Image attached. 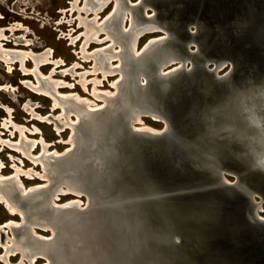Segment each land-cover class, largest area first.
<instances>
[{"label": "water", "instance_id": "1", "mask_svg": "<svg viewBox=\"0 0 264 264\" xmlns=\"http://www.w3.org/2000/svg\"><path fill=\"white\" fill-rule=\"evenodd\" d=\"M121 3L101 24L117 19L120 35L152 25L165 36L117 51L126 56L118 91L101 108L70 104L47 84L70 109L63 116H75L73 145L42 156L49 179L35 190L13 176L0 181V195L21 215L10 231L27 243L33 227L50 230L33 239L41 251L32 256L46 264H223L224 255L226 264H261L264 199L255 197L264 191L254 185L264 186V139L250 130L237 143L219 117L207 118L226 98L225 123L243 128L249 108L264 115V0H138L127 30ZM144 116L164 128L132 126ZM68 187L86 197L83 208L55 202ZM31 200L41 209L28 212L23 201ZM209 239L218 246L207 258Z\"/></svg>", "mask_w": 264, "mask_h": 264}, {"label": "rangeland", "instance_id": "2", "mask_svg": "<svg viewBox=\"0 0 264 264\" xmlns=\"http://www.w3.org/2000/svg\"><path fill=\"white\" fill-rule=\"evenodd\" d=\"M72 1L73 0H0V30H3L5 36L3 40H0V50H9L12 51V53H18L20 51L27 53L23 62L16 59L7 63L0 59L1 178H7L15 174L17 169H22V171L31 170L41 174L46 165L45 161L41 160V158H43L42 156H46V154H43L42 147L40 146L41 144L39 143L40 140H42L43 143H47L45 150L49 154L61 155L70 150L71 147V143L69 145L68 141L70 136L74 133L72 128L68 126L57 132L54 123L50 121V118H47L49 116H58L62 113V108L59 106L53 108L52 96H50L49 91L48 94L39 92L32 86L37 85L39 82L42 83L43 80L46 88H48L47 84L50 82L47 83L46 81L54 65L47 63L38 66L35 70L31 55H37L46 49H50L53 60L58 59L57 61L60 62V65L54 68L51 79L61 80L69 85L64 88H58L57 90L60 93H76L90 100L94 104L91 108L96 109L95 107H102L103 105L102 100L95 98L92 94L93 84L90 81L91 79H100V84L96 85L97 91L102 93L105 91L114 92L111 83L117 81L120 75L114 73L102 79L101 73H96L95 75L90 73L93 60L89 59L84 61L82 58L80 49L84 41L82 35L84 28H82V25H79L78 17L80 15L81 17L89 19V17L94 18V15L88 13V15L85 16L84 12H78L76 9H72ZM83 1L84 0H77V7H82ZM137 1L138 0H122L120 4V11L122 10L123 12L122 30H127L130 21L129 18L132 17V13L128 9L129 7L135 8ZM114 8L115 0H109L105 8H103L100 13H97L98 17H95L96 23H101L112 13ZM150 14L151 10L146 9L145 15ZM136 21L140 20L137 19ZM12 27H15L16 30L11 31L10 28ZM98 36L102 41L98 43L90 42L85 51L93 52L94 49L96 50L101 47H106L109 44L111 45L110 40L105 39L104 33ZM164 36L165 34L161 30L143 34L137 40L136 52L147 44V42ZM72 38L73 42H70ZM111 48L119 51L117 45H112ZM190 48H192V46ZM116 62H118V60H113L111 64L117 66L118 63ZM74 63H78L77 68L73 70L75 73L89 71L85 76V79L88 81L86 90L80 85L78 81L79 78L76 74L73 76L68 72L64 73L65 70L70 68ZM175 65L176 64H172L166 69L174 67ZM209 67L211 68V65H209ZM228 67L229 64L226 63L218 74H223L227 71ZM57 90L54 91L56 92ZM58 96H60V94ZM67 118L69 121H75V116L73 114L68 115ZM132 126L136 128H147L152 131H161L164 128V123L159 119L144 116L141 118V123L139 125L133 124ZM21 134L23 138L26 137L27 140H37L31 150L28 151L29 156L24 155L21 149L15 145L16 143L18 144ZM33 157H35V159H32ZM69 168L70 163L66 166L67 170ZM224 176L227 181H234L233 176L228 174H224ZM15 177L20 180L24 189H35L46 184L44 179L34 174L32 176V174L24 175L23 173H18ZM254 187H256L258 192L262 193V191H264V186L255 184ZM194 195L196 196L197 194ZM261 195L262 194L258 193L255 200L261 201V198L264 199ZM70 200L80 201V204L77 206L83 208L86 197L84 195L76 196L71 193H64L60 195L59 199L55 202L57 204H63ZM23 203H26L27 206L29 205L27 207V209H29L28 212L38 211L41 209L40 206H43L40 204L39 200H31L30 202L23 201ZM259 215L264 217V200H262L261 212H259ZM11 221L14 224L19 223L21 221V215L17 212L11 214L7 211L4 203L0 202V256H4L8 264H46L47 260L41 256H34L32 262L29 263L25 259H22L19 253L5 255L3 247L5 243L4 237L7 236L12 238L13 235L10 228L5 226V224ZM50 233V230H40L37 227H33V232L29 235L27 243L33 245L32 239L35 238L34 234L47 238L50 236ZM210 241L211 242L206 244V249L203 253L204 257L206 256L207 258L208 252L211 254L215 246H218L212 244L215 241ZM223 243H231V240L226 238L223 240ZM262 253V255H257L256 258L262 260L263 262L261 261V264H264V252ZM222 258V263L226 264V260L230 257L224 255ZM181 259H184V257L181 256ZM241 263L244 264V262ZM0 264L6 263L4 260L0 259Z\"/></svg>", "mask_w": 264, "mask_h": 264}, {"label": "bare ground", "instance_id": "3", "mask_svg": "<svg viewBox=\"0 0 264 264\" xmlns=\"http://www.w3.org/2000/svg\"><path fill=\"white\" fill-rule=\"evenodd\" d=\"M76 2H77V0H73L71 2V8L72 9H76L78 12H81V11L84 12L85 16H87L88 13H92L94 15V18H90L89 17V19H87L86 17H81L80 15L78 17L79 25H82L83 26L82 28H84L83 33H82V35L84 37V41H83V44H82L81 49H80L81 50V54H82V58L84 59V61L85 60L87 61L89 59L93 60V65L91 67L92 70H90L91 71L90 73H93L94 75L96 73H101L102 79H104L107 76L113 75L114 73H118L120 75V73L122 72V69L120 68L121 62H125L126 61L125 52L122 53L123 56H122V54L119 56L115 49H114L115 50L114 51L113 48H111V47L109 48L110 44L108 46H106V47H101L100 49H96V50L94 49L93 52H87V51H85V49L87 48L88 44L90 42H96V43L101 42L102 39H100L98 35L101 34V33H104L105 39H109L110 42H111V45H117L120 50L123 47L125 48L126 46H130V47L132 46V48H134V43H136V41L143 34L155 31L154 26H152V25H147L146 26L144 24H140L135 30H132L131 32L124 33V34L120 35L116 31V29H117V25H116L117 19L116 20L107 21L106 24L105 23L104 24L96 23V21H95L96 20L95 17H98L97 13H100L101 10L103 8H105V6L109 3V0H84L82 7H77ZM122 14H123V12H122ZM10 30L14 31V30H16V28L12 27V28H10ZM116 34H117V36H116ZM116 37H118V38H116ZM3 38H5V36L3 34V30H0V40H3ZM70 42H73V38H72V40ZM26 55H27L26 52H21V51L18 52V53H12V51H9V50H0V59L4 60L7 63L9 61L12 62L13 60H16V59L19 60V61L21 60L23 62V59L26 57ZM31 57H32V60H33V63H34L35 70H36V68L38 66L44 65V64H47V63H51V65H54V68H57L58 65H60V62L57 61L58 59L57 60H55V59L53 60V58L51 57L50 49H46L42 53L37 54V55H31ZM113 60H118V62H116V63H118L117 66L111 64V62ZM77 64L78 63H74L70 68H68L66 70L64 69L65 70L64 73L68 72V73H70L73 76L76 74L78 76V78H79L78 81H79L80 85L82 86V88L84 90H86L87 89L86 86L88 84V81L85 79V76L89 73V71H86V72H83V73H75L73 70L75 68H77V66H78ZM54 68H53L52 72L49 74V77H48L46 82L47 83L50 82L49 85L51 84L52 87L54 88V90H57L58 88H64V87L69 86L64 81L52 80L51 79V76H52V73L54 71ZM90 81L93 84L92 94L94 95L95 98L101 99L102 102H103V105L106 104V101L110 97L116 96L117 91H118V83H119L118 79H117V81L111 83V85H112V87L114 89V92H111V91H107L106 92L105 91L103 93L100 92V91H97V89H96V85L100 84V79L93 78ZM39 83L37 85H32V86L36 90H38L39 92H44V93L48 94V91H49L48 88H46V86H43L42 84H39ZM56 92H57L58 95L60 94V96L70 99L71 100L70 104H73V102H74V103H76V105L81 104L80 106H82L83 108H86V109H89V110H94V108H91V106H93L94 104L90 100H88L86 98H83V97L79 96L76 93H60L58 90ZM52 106H53V108H55L57 106L61 107L58 104V101L54 97H52ZM99 107L100 106L95 107V108L97 109ZM64 109L68 110L67 112L71 113L69 111L70 109L62 108V111H61L62 113L59 114L58 116H49V117H47V118H50V121L54 123L55 130L57 132H59L61 129H63L65 127H68V121L69 120H68V118H65L63 116L64 115ZM70 122H74V121H70ZM22 134L20 136V140H19L18 144L16 143L15 145L18 148L21 149V151H22V153L24 155H28L29 156L28 151L31 150V148L34 146V144H35V142L37 140L36 141H31V139L27 140L26 137H24V138H26V139H24ZM68 142H69V145H70V143H71V146L73 145V140L72 139L69 138ZM39 143L41 144L40 146L42 147L43 154H46L47 157L51 156L45 150L46 147H47V143H43L42 140H40ZM38 158H40V157H38ZM32 159H35V157H33ZM18 173H23L24 175L32 174V176L34 174V175L44 179L45 181H48V179H49V177L46 174L45 168L43 169V172H42L43 174L42 173L39 174V173L33 172L31 170H27V171L23 170L22 171V169L21 170L17 169L15 171V174H12L11 176L15 177L16 175H18ZM2 180H4V178H1V176H0V181H2ZM15 180H16L18 185H22L20 180H18L17 178ZM24 190H26V189H24ZM32 190H35V189H32ZM62 191H63V193H67V194L71 193L72 195H75V194H73V193H75L74 192L75 191L74 188H69L68 187V188H66V189H64ZM0 202L4 203L7 211H9L11 214L16 212V210L13 208V206L9 205L8 202L5 201V198L3 196H1V195H0ZM75 204H80V201L70 200V201H68L66 203H63L62 205H64L65 207L71 206L73 208L74 207L73 205H75ZM71 213H72V211H71ZM19 223H15L14 224L11 221L9 223L7 222L5 224V226L9 227V226H12V224L16 225V224H19ZM0 229H1V227H0ZM4 241H5V243L3 244V247H4V250H5V255L6 254L12 255V254H15V253H19L20 256L22 257V259H25L29 263H31L33 258H34V256H32L33 253H34L33 250L37 249V251H39V252L41 251V249L39 248V245H37L36 241H34L32 239L33 245H31L30 243H26V239L23 236L18 238V239L14 235H12V238L5 236L4 237ZM48 242H49V245H51V243H53V241H51V240L48 241ZM30 256H31V260H29ZM0 259L4 260V262L6 264H8L7 263L8 261H6L4 256H0Z\"/></svg>", "mask_w": 264, "mask_h": 264}, {"label": "clouds", "instance_id": "4", "mask_svg": "<svg viewBox=\"0 0 264 264\" xmlns=\"http://www.w3.org/2000/svg\"><path fill=\"white\" fill-rule=\"evenodd\" d=\"M231 103L229 98H226L223 102L210 106L208 112L211 114L208 116V120H213L217 117L220 118L221 128L234 133L237 143L243 144V141L248 137L250 130H255L257 135L264 139V115L257 113L253 108H249L245 112L244 127H237L236 123H225L223 113L225 109ZM206 130H211V126L206 122Z\"/></svg>", "mask_w": 264, "mask_h": 264}]
</instances>
